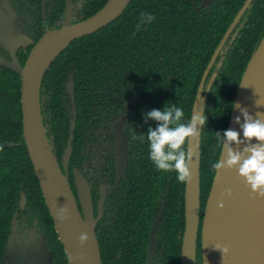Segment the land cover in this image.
<instances>
[{
	"label": "trees",
	"instance_id": "16d2710c",
	"mask_svg": "<svg viewBox=\"0 0 264 264\" xmlns=\"http://www.w3.org/2000/svg\"><path fill=\"white\" fill-rule=\"evenodd\" d=\"M107 1L93 0L87 16ZM223 1L217 0L208 14L196 12L189 0H132L116 21L72 42L52 63L41 88L46 110L54 115L50 123L57 136L58 154L69 138L71 102L63 87L69 69L76 71V139L96 102L97 91L115 96L130 82L132 99L140 103L144 99L141 94L154 98L151 110L153 117L158 116L161 135L147 149L155 150L163 171L171 170L174 182L182 187L177 190L183 192L189 122L197 91L212 55L244 2ZM260 3L262 0H256L208 99L201 145L206 193L212 186L242 75L264 36ZM21 86L18 74L0 67V264L22 193L42 209L53 227L22 136Z\"/></svg>",
	"mask_w": 264,
	"mask_h": 264
},
{
	"label": "flooded vegetation",
	"instance_id": "af4514ba",
	"mask_svg": "<svg viewBox=\"0 0 264 264\" xmlns=\"http://www.w3.org/2000/svg\"><path fill=\"white\" fill-rule=\"evenodd\" d=\"M72 1V23L92 16L87 15L93 0ZM189 1L196 12H208V14L212 12V7L217 2V0ZM247 1L244 0L238 13L245 7ZM219 2L224 1L219 0ZM255 3L256 0H252L246 8L208 72L205 89L214 78L209 96L229 51L255 8ZM260 7L264 8V0L260 3ZM67 8V0H0V58L12 62L14 53L20 64L24 66L38 41L49 30L62 25ZM5 44H9V49ZM0 67L4 66L0 65ZM72 71L76 86V71L71 68L63 86L65 95L67 78ZM94 91L95 88L92 87V92ZM117 91L124 92L111 96L110 92L97 91L96 102L85 119V125L81 128L77 139L75 135L77 117L75 129L72 130L74 117L72 102L66 96L71 102V121L69 138L60 155L56 144L57 136L53 132V124L50 123L54 115L46 110L42 97L44 122L51 143L55 147V155L65 173L63 156L71 145L72 154L68 162L67 174L76 198H78V189L75 171L83 176L91 187L93 213L97 219L96 235L100 250L102 246L104 247V253H101L103 264H184L182 251L186 230L187 147L182 192L180 184L174 182L171 170L166 168L167 170L163 171V162L155 150L147 149L148 145L157 143L161 135V126L156 125L158 116L153 117L151 110V102L154 98L141 94L144 99L140 103L135 98L132 99L129 92L130 82L126 83L125 88ZM106 97L111 101L106 100ZM200 173L201 223L197 238L196 264H203L202 219L211 189L210 187L207 193L204 191L201 169ZM178 186L180 190H177ZM23 197L26 200L22 206ZM49 217L51 218L50 213ZM13 220V228H10L6 242V257L4 260L2 258L1 264H67V255L53 220L52 227L48 216L43 215L42 209L38 208L25 193L20 196L12 222ZM186 264L190 263L186 262Z\"/></svg>",
	"mask_w": 264,
	"mask_h": 264
},
{
	"label": "water",
	"instance_id": "95a60500",
	"mask_svg": "<svg viewBox=\"0 0 264 264\" xmlns=\"http://www.w3.org/2000/svg\"><path fill=\"white\" fill-rule=\"evenodd\" d=\"M67 1L62 25L49 30L38 41L24 66L14 53L12 62L0 58V65L21 78L22 136L69 264H103L96 235L97 219L93 213L91 187L75 171L78 198L74 195L67 174L72 147L69 145L63 156L64 173L44 122L41 88L52 63L72 42L113 23L132 0H108L94 15L76 23H72L71 17L73 1ZM251 2L247 1L218 46L193 104L187 141L184 264H196L201 223V142L207 100L214 78L206 89L205 80L228 36ZM5 45L9 49V44ZM66 96L72 102L74 117L71 128L74 130L77 107L73 71L67 78ZM25 200L23 197L22 206ZM13 224L14 220L11 228ZM201 239L203 264H264V37L255 48L236 92L204 210ZM6 252L7 246L3 260Z\"/></svg>",
	"mask_w": 264,
	"mask_h": 264
}]
</instances>
